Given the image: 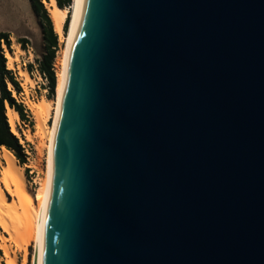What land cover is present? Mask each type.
I'll return each mask as SVG.
<instances>
[{
    "label": "water",
    "instance_id": "1",
    "mask_svg": "<svg viewBox=\"0 0 264 264\" xmlns=\"http://www.w3.org/2000/svg\"><path fill=\"white\" fill-rule=\"evenodd\" d=\"M37 264H264V0H83Z\"/></svg>",
    "mask_w": 264,
    "mask_h": 264
},
{
    "label": "bare ground",
    "instance_id": "2",
    "mask_svg": "<svg viewBox=\"0 0 264 264\" xmlns=\"http://www.w3.org/2000/svg\"><path fill=\"white\" fill-rule=\"evenodd\" d=\"M45 3L56 33L64 36L63 24L68 14V7L60 8L56 4V0H48ZM82 5L83 0H74L66 48L57 60L60 77L57 101L42 98L39 103L28 104L36 122V131L30 135H26L27 140L36 143L39 159L46 152L49 155L48 174L46 178L42 179L38 192L33 191L28 185L24 166L17 162L15 156L5 147L0 151V161L3 166V169L0 171V228L5 233V235L0 233V248L4 252L6 264H27L28 248L26 246L32 243L36 244L34 264L38 262L40 242L51 196L54 169V142L67 80L69 53L79 27ZM20 52H24V50L18 44L13 54L9 52L6 54L9 69L14 68V62L18 60ZM20 75L26 81L32 80L26 70H21ZM6 110L12 133L19 135L17 130L19 123L18 112L8 104H6ZM52 110H55V127L52 132H49L47 121L50 118ZM50 134L51 137L49 136ZM27 166L37 168V165L34 163ZM7 193L11 198L7 197ZM14 246L17 247V250L14 249ZM17 251L24 253L22 261L18 260Z\"/></svg>",
    "mask_w": 264,
    "mask_h": 264
},
{
    "label": "rangeland",
    "instance_id": "3",
    "mask_svg": "<svg viewBox=\"0 0 264 264\" xmlns=\"http://www.w3.org/2000/svg\"><path fill=\"white\" fill-rule=\"evenodd\" d=\"M44 6L46 8V0H42ZM74 4V1H73ZM68 7V14L71 18V12L73 5L71 3ZM47 10V8H46ZM48 12V10H47ZM49 13V12H48ZM70 22V21H68ZM64 27V24H63ZM69 25H67L66 31L63 29L64 36L57 34L58 36V50L56 52V57L54 59L53 65L55 69V73H57V87L56 92L54 90V94L51 97H47L48 88H47V80L40 74L38 71L37 59L40 58L42 53V42H41V31L39 27V23L37 17L33 13L30 7L29 0H0V31H5L9 33L10 39V47L8 48L4 42H1L0 47L2 48L4 57L6 54L14 53L17 48V45L20 44L18 39L21 37L27 38L26 48L22 49L24 52H20L18 56V60L14 62V68L10 69L15 77L17 78L21 92L16 93V91L12 88L11 84H8V88L11 89L13 97L18 101L25 105L27 109V114L31 123L21 120L19 117V123L17 126V130L19 135H16L19 139L20 143H24L26 154L28 155L27 161L22 164L24 166V172L26 176V180L31 189L35 192H38L41 187L42 179L46 178L48 174L49 167V155L46 152L45 155L39 159L37 153L36 143L33 141L27 140L26 135H30L32 132L36 131V122L31 110L28 107L29 103H39L42 98H48L53 101H57L58 99V86H59V66H58V58L62 51L66 48L67 37L69 34ZM25 35V36H23ZM21 46V44H20ZM27 50H29L27 52ZM6 67L8 66V59H6ZM29 64L31 68H29ZM21 70H26L32 80L26 81L23 76L20 75ZM52 114V115H51ZM20 124V125H19ZM49 132H52L55 127V110L51 111L50 118L47 121ZM51 137V134L49 135ZM18 162V161H17ZM36 164L37 168H31L27 166L28 164ZM38 163V164H37ZM3 169L2 163L0 161V171ZM33 169L32 172L30 170ZM7 197L11 198L7 193ZM0 233L2 235L3 230L0 228ZM1 238V237H0ZM27 249V264H34V257L36 253V244L32 243L26 246ZM14 249L17 250V247L14 246ZM1 250V248H0ZM17 258L19 261H22L24 258V253L22 251H17ZM0 264H6V258L4 256V252L1 250L0 253Z\"/></svg>",
    "mask_w": 264,
    "mask_h": 264
},
{
    "label": "trees",
    "instance_id": "4",
    "mask_svg": "<svg viewBox=\"0 0 264 264\" xmlns=\"http://www.w3.org/2000/svg\"><path fill=\"white\" fill-rule=\"evenodd\" d=\"M73 1L74 0H56V4L60 8H66L67 6H70L71 3L73 5ZM29 3L31 10L37 17L41 31L42 53L40 58L37 59L38 71L47 80V97H51L54 94V90L56 92L57 87V73H55L53 62L58 50V36L55 33L53 21L45 8L43 1L29 0ZM68 21H70L69 15H67L64 22V31H66L67 25H69ZM1 42H4L8 48L10 47L11 43L8 32L0 31V44ZM18 42L21 44V47L25 49L28 41L27 38L21 37L18 39ZM6 59L7 58L4 57L2 48L0 47V151L5 147L15 156L18 163L22 165L27 161V154L24 147L19 142L18 137L11 131L6 115V104L18 112L21 120L29 123H31V121L29 120L25 105L18 102L13 97L11 89L8 88V84L11 83L12 88L16 93L21 92L20 84L14 73L6 67ZM29 68H31L30 64Z\"/></svg>",
    "mask_w": 264,
    "mask_h": 264
},
{
    "label": "built area",
    "instance_id": "5",
    "mask_svg": "<svg viewBox=\"0 0 264 264\" xmlns=\"http://www.w3.org/2000/svg\"><path fill=\"white\" fill-rule=\"evenodd\" d=\"M21 144L24 147V150L26 151V149H25L26 147H25L24 143H21ZM27 159H28V155H27ZM32 171H33V169L30 170V172H32Z\"/></svg>",
    "mask_w": 264,
    "mask_h": 264
},
{
    "label": "crops",
    "instance_id": "6",
    "mask_svg": "<svg viewBox=\"0 0 264 264\" xmlns=\"http://www.w3.org/2000/svg\"><path fill=\"white\" fill-rule=\"evenodd\" d=\"M23 36H25V35H23ZM26 38V37H25ZM29 50H27V52H28Z\"/></svg>",
    "mask_w": 264,
    "mask_h": 264
}]
</instances>
